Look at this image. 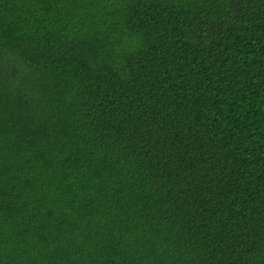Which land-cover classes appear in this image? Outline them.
Masks as SVG:
<instances>
[{
	"label": "trees",
	"instance_id": "trees-1",
	"mask_svg": "<svg viewBox=\"0 0 264 264\" xmlns=\"http://www.w3.org/2000/svg\"><path fill=\"white\" fill-rule=\"evenodd\" d=\"M0 264H264V0H0Z\"/></svg>",
	"mask_w": 264,
	"mask_h": 264
}]
</instances>
